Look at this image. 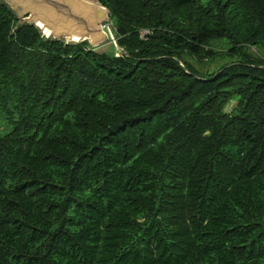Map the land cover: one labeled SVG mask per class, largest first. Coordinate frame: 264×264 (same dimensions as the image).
I'll return each instance as SVG.
<instances>
[{"label":"trees","instance_id":"obj_1","mask_svg":"<svg viewBox=\"0 0 264 264\" xmlns=\"http://www.w3.org/2000/svg\"><path fill=\"white\" fill-rule=\"evenodd\" d=\"M99 2L122 56L0 5V264H264V0Z\"/></svg>","mask_w":264,"mask_h":264},{"label":"water","instance_id":"obj_2","mask_svg":"<svg viewBox=\"0 0 264 264\" xmlns=\"http://www.w3.org/2000/svg\"><path fill=\"white\" fill-rule=\"evenodd\" d=\"M14 19L13 35L21 27L34 28L47 43H87L96 50L115 38L110 28V13L99 0H0ZM116 56L123 52L115 49Z\"/></svg>","mask_w":264,"mask_h":264},{"label":"rangeland","instance_id":"obj_3","mask_svg":"<svg viewBox=\"0 0 264 264\" xmlns=\"http://www.w3.org/2000/svg\"><path fill=\"white\" fill-rule=\"evenodd\" d=\"M109 24L111 25L109 28H110L112 34L114 35L113 30H112V22L110 21ZM223 45H224V43L221 42L220 44H218L217 48L220 49V47L223 46ZM116 46H117L116 43L115 44L110 43L108 45H105L103 47H100V48L96 49V51L97 52H102V53L106 52L107 54H112L113 50H115ZM253 51H254V49H253ZM260 53L264 54L263 52H260ZM234 106H235V100L230 102L225 110L229 111ZM5 130H6V128H5L4 124L0 121V133L4 132Z\"/></svg>","mask_w":264,"mask_h":264},{"label":"built area","instance_id":"obj_4","mask_svg":"<svg viewBox=\"0 0 264 264\" xmlns=\"http://www.w3.org/2000/svg\"><path fill=\"white\" fill-rule=\"evenodd\" d=\"M107 26H108V27H110L111 25H110V24H108ZM254 52H256V51L254 50Z\"/></svg>","mask_w":264,"mask_h":264}]
</instances>
